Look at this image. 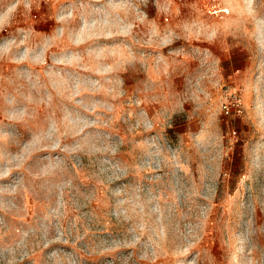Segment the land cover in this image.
<instances>
[{
	"label": "rangeland",
	"instance_id": "obj_1",
	"mask_svg": "<svg viewBox=\"0 0 264 264\" xmlns=\"http://www.w3.org/2000/svg\"><path fill=\"white\" fill-rule=\"evenodd\" d=\"M0 264H264V0H0Z\"/></svg>",
	"mask_w": 264,
	"mask_h": 264
},
{
	"label": "built area",
	"instance_id": "obj_2",
	"mask_svg": "<svg viewBox=\"0 0 264 264\" xmlns=\"http://www.w3.org/2000/svg\"><path fill=\"white\" fill-rule=\"evenodd\" d=\"M224 108L226 109V112H227V113H229V112H230V107H229V105H228V104H226V105L224 106Z\"/></svg>",
	"mask_w": 264,
	"mask_h": 264
}]
</instances>
